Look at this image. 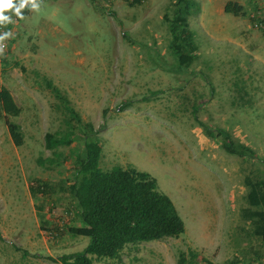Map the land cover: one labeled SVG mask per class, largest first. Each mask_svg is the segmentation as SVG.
Wrapping results in <instances>:
<instances>
[{
    "label": "rangeland",
    "instance_id": "obj_1",
    "mask_svg": "<svg viewBox=\"0 0 264 264\" xmlns=\"http://www.w3.org/2000/svg\"><path fill=\"white\" fill-rule=\"evenodd\" d=\"M193 1L198 58L186 69L168 46L164 13L174 0H39L23 19L8 12L14 22L4 28L14 36L0 86L20 108L10 119L23 143L0 120V264H62L60 256L82 252L89 240L68 231L81 226L69 188L80 177L83 140L44 145L46 132L66 128L46 79L98 130L99 166L149 172L184 221L178 237L128 244L118 258L93 264H178L181 253L187 264H264V242L240 214L245 176L264 173V31L252 17L264 0H235L238 15L224 12L227 0ZM193 105L203 125L226 130L258 157L223 150L193 118ZM36 179L51 190L31 193Z\"/></svg>",
    "mask_w": 264,
    "mask_h": 264
},
{
    "label": "trees",
    "instance_id": "obj_2",
    "mask_svg": "<svg viewBox=\"0 0 264 264\" xmlns=\"http://www.w3.org/2000/svg\"><path fill=\"white\" fill-rule=\"evenodd\" d=\"M173 5L172 14L164 13L170 33L168 46L178 69H186L198 58L199 46L189 24L195 2L174 0ZM223 9L224 12L238 15L242 12V5L229 0ZM22 12L25 16L27 8ZM45 85L66 115V128L62 134L46 132L44 145L55 149L82 139L84 150L82 158L77 160L80 177L69 188L81 209V226L70 227L68 231L73 235L86 236L89 240L82 252L60 256L58 260L62 264H93L94 259L118 258L128 244L178 237L182 234L185 231L184 221L171 197L158 188L156 178L149 172L134 167L113 165L109 169H102L99 166L102 142L98 130L91 122H82L79 112L50 79L45 80ZM19 111L20 108L9 90L0 86V120L4 122L16 146L23 143V133L20 125L10 117L16 116ZM191 113L195 120L202 123L198 119L196 105L192 106ZM204 125L208 136L215 139L227 153L258 157L250 146L234 139L226 130ZM40 163L43 161L40 160ZM252 175L244 178L247 186L244 195L246 206L241 209L240 214L249 224L250 236L264 242V173L258 169ZM50 190L49 183L42 179H36V186L31 187V193L46 194ZM189 254L192 259L196 258L194 251L190 250ZM185 261L184 254L181 253L178 264H187ZM188 264L200 263L189 261ZM201 264L213 263L202 258ZM228 264L237 262L230 261Z\"/></svg>",
    "mask_w": 264,
    "mask_h": 264
},
{
    "label": "clouds",
    "instance_id": "obj_3",
    "mask_svg": "<svg viewBox=\"0 0 264 264\" xmlns=\"http://www.w3.org/2000/svg\"><path fill=\"white\" fill-rule=\"evenodd\" d=\"M26 7L31 10L39 11L40 2L39 0H18V2H14V0H0V27L13 23V15L23 19L22 10ZM8 10H11L12 14L8 13ZM14 33L10 30L0 31V55L4 53L6 41L9 38H12Z\"/></svg>",
    "mask_w": 264,
    "mask_h": 264
},
{
    "label": "built area",
    "instance_id": "obj_4",
    "mask_svg": "<svg viewBox=\"0 0 264 264\" xmlns=\"http://www.w3.org/2000/svg\"><path fill=\"white\" fill-rule=\"evenodd\" d=\"M257 13V14H256ZM252 17L254 18V24L253 26L261 31H264V7H259V10L255 11L254 14H252ZM0 31H5L4 26L0 27ZM4 44L6 45L4 48V53L0 55V62L4 60L6 54H7V46L10 44V40L7 39L4 41Z\"/></svg>",
    "mask_w": 264,
    "mask_h": 264
},
{
    "label": "crops",
    "instance_id": "obj_5",
    "mask_svg": "<svg viewBox=\"0 0 264 264\" xmlns=\"http://www.w3.org/2000/svg\"><path fill=\"white\" fill-rule=\"evenodd\" d=\"M227 1H229V0H227ZM232 1H235V0H232ZM224 5H225V3H224ZM248 29L253 30L250 26L248 27ZM251 32H252V31H251ZM258 34H259V32L256 31L255 36H257ZM253 56H254V55H253ZM254 57H256V56H254Z\"/></svg>",
    "mask_w": 264,
    "mask_h": 264
}]
</instances>
